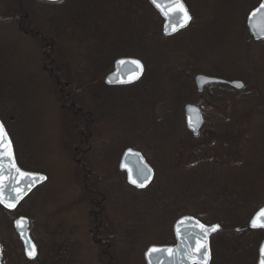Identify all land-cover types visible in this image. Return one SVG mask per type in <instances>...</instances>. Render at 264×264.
Returning <instances> with one entry per match:
<instances>
[{
    "label": "rangeland",
    "instance_id": "1",
    "mask_svg": "<svg viewBox=\"0 0 264 264\" xmlns=\"http://www.w3.org/2000/svg\"><path fill=\"white\" fill-rule=\"evenodd\" d=\"M208 1L206 2V10H204V27L202 31H189L175 37L173 41H168V44H170L168 46L172 49V52H168L169 49L164 48L166 50L165 60L156 55L157 53L152 44L146 45L148 46L147 49H149L146 52L147 56L145 53L142 55V52L137 55L144 59L147 71L142 81L145 82L147 79L146 75L151 74L149 75L152 78L149 82L152 83L151 85L134 86V88L123 86V89H110L105 81L112 71L101 77L100 80L102 82H95L94 77H92L93 86L90 88L89 84L80 86L82 79L77 76L76 69L78 70L81 66L80 61L87 59L92 48L96 49L95 52L102 47H105L102 48L105 50L109 48L110 53L115 52L118 49L117 47L129 49L131 46L127 45L131 35L137 37V43L143 40L141 36L133 35L137 33L131 25L127 24L128 21L123 20L119 13H115L116 18L106 19V17H103L105 20L100 23V27L96 25L95 20L100 17L96 9L101 6L102 10L106 6L112 9V4L109 5L107 0H66V2L64 1L65 3L54 4V6L63 5L50 11L36 6L34 3L37 1L35 0H0V82L5 80L10 86L9 89L13 93L12 107L16 106L21 113L19 123L14 116L8 121V125L14 131V134L18 135L16 146L22 164L29 169L45 172L48 176V182L31 195V202L26 206V209L30 211L29 217L32 221L31 237H33L41 250L40 261H47V257L54 256L57 251V246L54 245L66 241V235H59V232H61L60 226L65 218L63 211H65L67 213L65 220L70 225V228H66V230L68 232L74 230V233L71 234L72 242H68L70 239L67 242L72 244L77 242L73 245L84 247L80 254L81 263L76 259L77 262L75 261L74 264H103L105 262L102 257L97 256L94 246L90 244L92 239L90 233L96 225L91 213L94 210L91 203V193H93V188H95L91 182L93 179L89 177L87 182L82 181L81 178L85 177V174L81 172L84 165L79 164L78 160H74L76 155L75 148L82 146L80 141L87 144L84 146L85 151L89 149L90 142L85 136L87 134V137L90 138L89 132L92 127L89 129L85 126L87 129L82 131L86 133L84 136L85 140H82L81 132L78 133L75 129L73 130L69 123H64L63 119L67 114L69 118L71 114L74 121L77 120V117L74 113L68 112V109H63V105L70 103L72 99L68 96L69 90L64 85L61 84V86L59 84L61 82L69 84V87L71 86L70 89H72V85L74 88L82 87L84 90L87 89L86 98L88 101L86 103L88 105L86 106L92 110L95 118L102 116L96 127L99 133L97 143L98 145L113 146L114 149H112L109 158L111 162L113 161L112 154L118 151V147L128 146L132 141L136 144L142 142L150 152L149 154L153 155L154 151L159 159L160 164L155 170V188L158 186L168 187L167 189L173 194L177 191V179L188 181L189 178H196V175H200L203 178L212 177L215 180L217 178L221 180V174H224L225 171H218L219 167L215 165L213 160L218 157V152L222 156V152L218 148H213L212 154H210L209 162L211 168L209 171H203L204 166H198V159L203 157L205 153H199L198 149H194L188 154L187 150L182 149L181 145L177 144L176 128L179 131L183 130L184 126H186V121L182 128L180 118H171L169 127L165 128L166 132L157 131L153 136H149V131H147L148 129L152 130V126L149 128L150 126L146 125L145 129L140 127L141 132H139L136 128L139 127V124L133 127L131 122L134 121V111H147L148 115L146 117L154 116L157 121H163L166 116L168 117L169 110L163 109L159 103L155 107L154 113H152L149 112L150 108L138 103V98L141 97L144 100L146 98L148 100L154 98V84L155 87L159 86L166 96H175L177 86L175 85L176 78L174 74L176 73L174 71L179 67L184 72L214 73L232 80L246 78L248 81L249 74L245 68H248V65L253 60L250 59L254 58L253 53L257 49L253 45L247 44L246 34H240V28L244 23V12L233 9L230 11L224 10L226 9V4L222 7L219 0ZM75 5L76 7H74ZM71 9L72 12L67 14L66 11ZM77 12L79 13L78 15L81 14L79 17ZM74 14L78 17V21L81 19V25L79 23V27L76 28L75 18L70 17V15ZM87 16L93 20L92 27L94 28L90 27L91 33L84 29L86 27L84 22ZM74 30L78 32L79 40L74 41L73 38L67 40L66 34ZM25 32H28V34ZM103 33L107 35V41L98 38ZM99 43L105 44V46L100 47ZM110 45L112 46L110 47ZM129 54L132 55L133 52ZM94 55L98 56L97 53ZM257 56L256 60L264 61V49L258 48ZM159 59L163 62L159 63ZM169 64L177 67L170 68ZM179 74L182 73L180 72ZM2 90L4 95L9 97L8 87ZM90 91H92V95ZM89 95H91L90 98H88ZM65 96L69 97L68 100ZM192 98L193 96L189 95L188 100L190 102H187L188 104L204 103L200 101V97H197V99ZM97 103L100 106L95 110ZM12 104L10 103L9 105ZM236 106L231 104L229 100L228 102L226 101V104H222L216 99L209 97L206 108L208 114L211 111L213 112V116L209 114L210 120L208 119V123L205 124L203 134L206 131L212 134L211 132H216L217 129L219 131L221 128L223 132L225 120L219 119V114L227 117H229V113L232 114L233 118L231 117V121L238 118V122L241 121L240 125H246L242 128L248 129L244 130L242 134L240 133V136L244 135L243 139L252 137L253 140H257V145L252 147L249 155L258 153L260 154V159L259 161L248 159V166H246V170L251 174L256 173L259 166H264V116L254 117L250 114V110L246 111L247 113L245 114V109ZM237 110L240 111L238 112L240 115L237 114ZM211 118H215L213 122ZM92 119L94 120V117ZM90 120L89 117L86 124H90ZM185 128L187 129V127ZM158 129L162 130L161 128ZM203 134L199 139L200 141L194 142V145H198L205 139ZM212 135L214 136V134ZM179 142H181L180 139ZM254 147H256V150H253ZM177 154H182L181 157H186L188 161L185 162L188 164L187 171L179 170L178 166L171 165L172 159ZM86 155L88 159L92 153L87 151ZM224 158H227L226 154ZM92 161L100 163L97 157L93 158ZM113 162H115V159ZM86 164H88V160ZM99 165L97 171H99L100 175H105L104 177L107 180L113 177L111 172L106 171L104 165ZM90 170L87 165V171ZM79 173L82 177L78 175ZM103 180L101 179V181ZM255 180L256 178L250 183L249 188L255 185L256 191L261 194L262 185ZM196 183L198 191L195 190L194 199L191 198L192 196H187L190 208L195 207L197 214L207 219H210L215 214L224 212L223 200L218 202L212 198V195L209 197L205 196L203 191L205 189L206 192L219 197L221 190L214 189V187L209 188L207 181L203 184ZM103 185L104 183L101 187ZM219 186L223 187V183L219 182ZM101 187L99 186L98 189H101ZM242 190L239 180L236 179L231 194L239 197ZM126 191H128L127 203L129 205L128 212L131 213L130 218L134 220L132 222L138 221L140 224H135L137 227H134L136 228V233L139 234L134 235L136 238L141 236L150 237L149 234L151 232H155L156 237L159 239L168 235V232L171 234L174 222L172 220L170 222V218L163 216L161 213L156 216L153 213V208L146 206L145 196L137 192L139 190L128 189ZM217 191L219 193H215ZM227 192V198H229L231 196L229 195V189ZM201 195H204V198L200 199ZM111 199L108 200V220L113 222L126 220V211H122L124 207L122 209L119 201L121 197L112 196ZM201 201L204 202L199 206ZM247 210L243 208L240 212H235L234 215L237 214V218L243 220L248 217ZM228 215L230 214L228 213ZM6 219L5 216H0V242L5 244L4 264H26L24 247L17 237L12 222ZM132 226L134 225L132 224ZM131 231V229H128L126 235ZM145 246H143L142 251L139 250L136 253L133 251L129 255V264H132L130 263L131 260L135 264L145 263L144 251L150 245ZM58 252H62V249ZM237 253L240 258L242 256L246 257L245 261L240 260V264H247L249 255L243 251V246L241 251L237 250ZM239 255L235 254L233 257H238ZM217 257L216 264H229L233 261L230 260L232 258L231 254L223 248L217 252ZM248 262L255 264L254 260H249Z\"/></svg>",
    "mask_w": 264,
    "mask_h": 264
},
{
    "label": "trees",
    "instance_id": "2",
    "mask_svg": "<svg viewBox=\"0 0 264 264\" xmlns=\"http://www.w3.org/2000/svg\"><path fill=\"white\" fill-rule=\"evenodd\" d=\"M32 2V1H31ZM34 2V1H33ZM84 2V1H82ZM79 3V2H78ZM36 6L41 7L43 10H50L52 11V9L57 8L62 6L58 5V6H54V5H41L40 3L38 4L37 2L34 3ZM76 7V5L74 6ZM99 7V6H97ZM104 10H102V6L97 8L96 10L98 11L99 15V19L95 20L96 25H98L100 27V23L103 22L105 19H103V17L107 18H111L110 15V7L106 6V8H103ZM55 10V9H54ZM72 12V9L70 11H66V13H70ZM79 13L77 12V16L79 17L80 15H78ZM76 16V14L74 15H70L71 18H75L76 21V27H79V23L81 25V19L80 21H78V17H74ZM92 19L91 17L87 16V19H85L84 24L86 25V27H84V29L86 31H89L88 33H91L90 27L93 26L92 24ZM94 27H92L93 29ZM96 34V33H95ZM67 40L72 39L74 41L79 40V35L78 32H76L75 30L73 32H68L67 34ZM107 35H105V33L101 34L98 36V38L100 40L103 41H107ZM143 38V40H141L140 42L137 43L136 41V36H132L131 38L128 39V45L127 46H131L129 49L125 48L122 49V47H117L118 49L116 50L115 48V52H110L109 53V48L108 50L102 49L105 46L102 45V43H99V46L102 47L100 49H97V52L95 48H92V51H89V55L87 56V59H84L82 61H80L81 66L78 68V70L76 69V73L77 76L81 77L82 82L80 83V86H84L86 84H89L90 88L93 86V83L91 80L95 79V82L97 81H101V77L105 76L107 73H109L110 71H113V66L114 63L120 59V58H136V59H140L141 61H143L144 59L140 56H137L140 54L141 51H143V49H141L142 46H145V48L147 49L148 46H146L147 44H154L155 41V36L154 35H150L147 33L141 34L139 35ZM81 40V39H80ZM82 41V40H81ZM123 45V44H121ZM136 45V46H135ZM112 45H110L111 47ZM125 46V45H123ZM115 47V46H113ZM107 48V47H106ZM125 51L123 53V51ZM133 52V54H135L133 56L130 55L129 53ZM145 53L148 51H144ZM98 56H95L94 54H96ZM94 55V57H93ZM144 62V61H143ZM65 69H67L65 67ZM64 69V70H65ZM71 70V68H70ZM91 76V77H90ZM147 79H146V83L144 82V86H148L151 85L152 83H149V76L146 75ZM59 77V76H58ZM92 77H94L92 79ZM176 77V86H177V93L175 94V96H166V94L164 92L161 91V88L159 87H155L154 88V98H152L151 100H148V98H146V100H144L141 97H137L138 98V103L140 105H145V107L150 108L149 112L154 113L155 107L158 106V103L163 107V109H167L169 110V115L168 117L166 116V118L163 119V121H157L155 120L154 116L151 117H146V115H148L147 111H141V112H136L134 111V121H131L133 123V127H136L137 124H139V127H136L139 132H141V128L146 127V125L150 126L149 128H151V126L153 127L152 130L148 129V135H152L156 134L157 131H161V132H166L165 128L169 127V124L171 122V118L174 119L176 117L180 118L181 120V126L183 128V126L185 125V116H184V111H185V106L186 104H188L187 102H190L188 100L189 95L193 96L194 99H197L198 96L194 95V93L191 91V86L193 81L190 80V77L184 73L182 74H175ZM90 80V81H89ZM86 82V83H84ZM102 82V81H101ZM62 85H64L66 87V85L69 84H64L62 83ZM61 85V86H62ZM139 86V85H136ZM153 86V85H152ZM6 87H8V91H9V97H6L4 95V92L2 89H5ZM9 85L7 84V82L4 80L2 82H0V119L2 120V122L4 123V125H6L7 127L8 125V121L13 118L15 116V118H17L18 123L20 122L21 119V113L18 111L17 107L13 106L12 101H13V93H11L10 89H9ZM71 87V86H70ZM69 86H67L66 88L69 90L70 93H68V96L71 97V104H76L73 110L68 109V112H72L75 113L76 112V117L77 120H73L71 114H70V119L68 117V114L66 116H64V123L67 124L69 123L70 127L75 131H77L78 133H80L81 131L86 130L85 126L87 121L89 120V117L92 113V115L94 114L92 112V110H90L89 107H87L86 105H88L86 102L88 101V99L86 98L87 95V89L84 90L82 89V87H77L74 88L72 85V89H70ZM132 88H134L133 86H130ZM131 89V88H130ZM244 92H249L248 91H244ZM90 94L92 95V91H90ZM91 95L88 96V98L91 97ZM177 95V97H176ZM68 96H65V98L68 100ZM134 97V96H133ZM242 99L241 103H236V105L238 107L243 106V107H250L252 105V101L249 98V93H245L244 95H242ZM136 98V97H135ZM192 98V99H193ZM227 99H230L232 103L235 102L234 98L231 95H227ZM12 105H9V104ZM69 103V104H70ZM98 104V105H97ZM96 106L99 107L100 104L97 103ZM9 105V106H8ZM86 106V107H85ZM13 108V109H12ZM92 108V107H91ZM76 110V111H75ZM79 110H82V112L80 113V115L78 116L77 113L79 112ZM13 111V112H12ZM75 111V112H74ZM12 112V113H11ZM144 113V114H143ZM102 116H99L96 120H97V124L101 121ZM225 125L223 126L224 130L223 132H216L214 134L213 137H211L210 135H208L209 139H205L202 140L201 143H199L198 145H194V142L200 141L199 139L202 137H195L192 136L193 134H191L190 132H188V129H186L184 126V129L179 131L177 128V144L182 148L187 150L188 154L191 150L194 149H198V152H204L205 155H203V157L198 159V166H204V170L203 171H209L210 167V162H209V158H210V154H212V150L213 148H218V150H220L222 152V156L219 154L218 152V157H216L214 160L215 165H217L219 167V169H217L218 171H225L224 174H221V180H219L218 178L215 180L214 178H203L200 175H196V178H189L188 181L183 180V179H177V191H175L173 194H171V191H169L166 187H154V182L153 184L145 190H141V191H137L135 190L133 187H131L129 184L125 183V188L126 190L128 189H133L134 191L139 192L141 195L145 196V200H146V206L148 208H153L154 210V214L157 216L158 214H162L163 216H166L168 218H170V222L172 220V222H176L177 220H179L180 218L182 219V217L184 216H193L195 218H197L198 220H200L201 222L207 224V225H213V224H218L222 227L221 231L218 232L214 238L212 239V252H213V262L212 264H216L218 257H217V252H219V250L221 248L225 249V251L229 252L231 254V261L232 263L229 264H240V260L245 261L246 257L242 256L240 258V255L237 253V250L241 251L242 246H243V251L245 253H247L248 256V261L250 260H254L253 259V255L258 252V245H259V241H257L256 238H254L253 235H255L250 229H249V222L252 219L253 215L259 210L261 205H264V166H259L258 170L256 171V173H250L249 171L246 170V166H248L247 162L248 159H255L257 161H259L260 157L258 153L249 155V152H251V149L254 145H257V140H253L252 137H248L247 139H243L242 137L244 136H240V133L242 134L244 130H248V129H243L242 127L246 126L245 124H241L240 122H238V120L236 121H231V119H229V117L225 118ZM146 121V123H145ZM156 127V128H155ZM161 128L162 130L158 129ZM90 129V127H89ZM145 131V132H147ZM144 132V131H142ZM147 134V133H146ZM183 135V137H181ZM80 137V136H79ZM179 139L181 142H179ZM140 142V141H138ZM126 149H134L136 151H139L143 154V156L145 157V159L148 161V163L153 167L152 169L157 170L158 164L159 163V159L157 157V153L153 151V155H150L149 151L146 149V147L144 146V144L141 143H135L134 141H132V143L128 146H120L117 150V152L115 153V165L118 168V160L120 159L121 155L126 151ZM155 149V148H154ZM253 150H256V147L253 148ZM100 153H103L100 151ZM225 154L227 155V158L225 157ZM17 155V160H18V165H20V167L24 170L27 171H32V172H38V173H43L45 174V172L42 171H38L35 169H29L27 167H25V165L22 164L18 153ZM182 154L180 155H176L172 161H171V165L172 166H178L179 170H186L188 169V164H186L185 162H188L186 160V157L183 156L181 157ZM237 161H235V159ZM114 159V157H113ZM240 163V164H239ZM156 168V169H155ZM177 170V169H176ZM177 170V171H179ZM226 175V176H225ZM200 177V178H199ZM256 178V182H260L262 185V190H261V194H258V192L256 191V186L254 185L252 188H249L250 183L253 182V180ZM236 179L239 180L240 182V187L242 186L243 190L242 193L239 194L240 196L238 197V195H232L231 192L233 191V187H234V181H236ZM205 181L208 182V186L210 187H214V189L216 188L217 190H221V193H219V191L215 192V193H219V197L217 195H213L210 192H206L205 189H203V191L205 192V196L209 197L212 195V198L214 200H217L218 202L223 200V211L220 214H215L213 215V217H211L210 219L201 217L200 215L197 214V212L195 211L196 208L192 207L190 208V202L187 199V196H192L191 198L195 197V190L198 191V187H197V183H204ZM219 182L223 183V187L219 186ZM116 186V185H113ZM113 186L110 184L108 185L106 188H101L98 189L97 192V197L98 198V202L101 201V199L103 197H106L108 200H112L111 197L113 195V193L115 192V188H113ZM206 186V185H204ZM117 188V186H116ZM105 189L107 191H105ZM119 189L122 190V185H119ZM229 189L230 194L231 195L229 198H227L228 196V192L227 190ZM241 191V190H240ZM128 192V191H127ZM91 199H95L94 195L91 196ZM121 197V196H120ZM32 198V196L27 199L26 201H24L22 203V205L16 210L13 211L11 213V211H7L6 208L4 209L3 207L0 206V213L1 215L5 216L9 222H12L13 219L16 216H27L29 217L30 215V211L26 209V206L29 204L30 199ZM204 198V195L200 196V199ZM128 199V198H127ZM127 199L124 202V209L122 207V211H126V220L127 222L130 223V227L129 229H131L132 231L129 232V238H130V245H137L138 241H141V244L143 246L145 245H156V244H168L167 241H171L172 242V238L171 236H173L172 233V229H171V234L169 233V235H166L167 238H157L155 235V232H151V234H149L150 237L148 236H141V238L136 239V237L134 235H139L138 233H136V228L137 227L135 224H139L138 221L136 222H132L134 220H132V218H130V212H128L129 210V205L127 203ZM194 199V198H193ZM123 197H121L120 204L122 205V201ZM129 201V200H128ZM96 202V203H98ZM204 201H201L199 203V206L202 205ZM196 206V205H195ZM145 208V206H144ZM245 208L247 210L248 213V217L240 220L242 222V224L240 226H228V223H230V221H237L239 220L237 217V214L234 215L235 212H240L241 209ZM146 210V209H145ZM150 210V209H149ZM148 211V209H147ZM228 213L230 215H228ZM30 218V217H29ZM6 219V220H7ZM174 223L172 224V227L174 225ZM132 224L134 226H132ZM231 224V223H230ZM155 237H154V236ZM169 237V238H168ZM161 242H158V241ZM72 242V241H70ZM2 246H4L5 248V244L2 242L1 243ZM73 244H75L73 242ZM72 243H65V246L60 245V249H62V252H58V244H55L54 246H57V251L55 252L56 254L54 256H49L47 257V261H40L39 257H37V259L33 262H29V261H25L26 264H74L76 259H72L69 258L67 255H69V252H75L77 250L76 245H73ZM221 248H220V246ZM245 245V247H244ZM143 250V248H142ZM141 250V251H142ZM77 252V251H76ZM41 254V250L39 253V256ZM235 254L239 255L238 257H233L235 256ZM4 258V257H3ZM2 258V259H3ZM239 259V261H238ZM49 260V261H48ZM130 260V258L128 259ZM79 261V260H78ZM230 261V262H231ZM246 262L247 264H250L249 262ZM77 262V261H76ZM131 262H134L133 260H131ZM79 263H81L79 261ZM142 264H144L142 262ZM221 264V263H219Z\"/></svg>",
    "mask_w": 264,
    "mask_h": 264
},
{
    "label": "flooded vegetation",
    "instance_id": "3",
    "mask_svg": "<svg viewBox=\"0 0 264 264\" xmlns=\"http://www.w3.org/2000/svg\"><path fill=\"white\" fill-rule=\"evenodd\" d=\"M107 1L109 2V5L112 4V6H113V8H112L113 10L111 8L109 10V12H110L109 16H111V18H116L115 13H119V15H121L123 20L126 22L128 21L127 24L129 26L131 25V27H133V30L137 33V34H133V35H141V34L147 33V34L155 36V41L153 44L154 50L157 53L156 55L163 60L166 57L165 56L166 50H164V48L169 49L168 52H172V49L168 46V45H170V44H168V41H170V40L173 41V39L175 37H177L179 35H183L189 31H192V32L202 31V29L204 27V22H203L204 12H205L204 10H206V2L208 0H182V2H184V4L186 5V7H187V9L191 15V23L189 24V26L186 29H184L183 31H180L177 34L172 35V36H166L164 34L165 20H164L162 14L153 6L152 3H150L151 0H107ZM219 1H220V4L222 7L225 6V4H226V9H224V10L230 11L233 9L235 11L239 10L241 12H244V15H245L244 23L242 24V26L240 28V30H241L240 34H246V37H247L246 40L248 41V43H247L248 45H253L257 50H258V48L264 49V48H260V47H264V40L254 39L252 37L250 31H249L248 26H247V21H248L250 14L254 11H257L260 8V6L264 0H219ZM65 2H66V0H65ZM152 17H154V19H152ZM26 18H28V17H26ZM25 33L28 34V32H25ZM141 49H143V51H141L142 55H144V53H145L144 51L149 50V49H146L145 46H142ZM257 50H255L253 53L254 58L250 59V60H252V59L253 60L250 62L249 65L247 64L248 68H245L249 74L248 81L246 78H241L239 80V81L244 82V84H245V87L243 90H236L233 87H231L229 84H227V82H233V81L237 82V80L228 79L223 75H216L214 73L209 74V73L198 72V71H192V72L185 71L184 72L180 67L177 68L176 71H174L176 74L181 72V73L188 75L190 77V80L193 81L192 86H191V91L194 93V95L200 97V101L204 102V103H202V102L197 101L198 103L197 104L195 103V105H197L201 108L205 124L208 123V121L210 120L209 114H211L213 116V112L211 111L208 114V110L206 108L209 97H212V99H216L218 102H221L222 104H226V101L228 102V100H229L231 104H235V106H236V103H241L238 101H241V99L243 98L242 95H244L245 93H249V98L251 100H253L252 105L250 107H239V108L245 109L244 110L245 114L247 113L246 111L250 110L249 111L250 114L254 117L264 116V61L263 60L262 61L256 60L258 56L260 57V55L257 56ZM145 55H146V53H145ZM120 59H118V60H120ZM134 59H136V58H134ZM161 59H159V63L163 62V61H161ZM116 62L114 63V66H115ZM144 66H145V63H144ZM169 67L171 68V67H177V66H174L173 64L172 65L169 64ZM114 70H115V67L113 68L112 73L114 72ZM150 73H151V70H150ZM194 74H196V75H194ZM205 74H206V76L225 80L226 83L225 84H217V83L212 84V85H209L208 87H206L203 91H199V89L197 88L196 79L198 76L205 75ZM149 75H151V74H149ZM151 79L152 78L149 76V82L151 81ZM145 82H147V81L145 80ZM59 84L61 85L62 82ZM136 85L144 86L145 84L143 81L142 82L140 81L139 83L134 84V86H136ZM67 86H69V85H66V87ZM154 86H155V84H154ZM156 87H159V86H156ZM109 88L110 89H113V88L114 89H116V88L117 89L118 88L123 89V86H109ZM248 90H249V92H244V91H248ZM227 95H231L234 98L235 102L232 103L230 99H227ZM107 104H108V100H107ZM74 107H75L74 104H69V103L63 105L64 110H67V109L73 110ZM236 107H238V106H236ZM97 108L98 107L95 106L94 109L96 110ZM81 112H82V110H79L77 115L79 116ZM230 112H231V110H230ZM238 112H240V111L237 110V114H239ZM74 114L76 115V112ZM93 117H94V120L92 119ZM226 117L227 116L222 115V114L221 115L219 114V116H218L219 119H223V120H226L225 119ZM231 117L233 118L232 114L229 113V119H231ZM90 119H91L90 124H86V126L88 128L89 127L90 128L92 127V129L94 128L93 130L90 129L91 130L89 132L90 138L87 137V134L85 132L81 131V139L82 140L84 139L85 134H86L85 138L89 139L88 140L90 142L89 149L85 151L84 146L87 144L84 143L83 141H80L81 142L80 144L82 146L75 148L76 155L74 157L75 161L78 160L77 162L79 164L84 165L83 171L81 170V172L85 174V177H82L80 173L78 174L80 177H82L81 180L84 182L85 181L87 182L88 178L91 177L93 179L91 182L93 183V185L95 187V188H93V193H91V196L94 195V197H95V199H91L92 200L91 203L93 204V207H94V210L91 213L93 215L94 224H96V225H95V228L90 233L92 235V239L90 241V244L94 246V249H95L97 256L102 257L103 260H105V262L103 264H129V262H128V259L130 258L129 255H131V253H133V251H135V253H136V251L142 250L143 245L141 244V241H138L137 245L131 246L129 243L130 242L129 235H126L128 233L130 223L127 222V220H120V222L119 221L113 222L112 220H108V216H109L108 215L109 213H107V210L109 208L108 199L106 197H103L101 199V201L98 202V198H96L97 192H98V187L99 186L101 187V185L103 183H104V185L101 188H106L110 184L112 186L116 185L117 188H116V186H113V188H115V190H114L115 192L113 193L112 196L118 197V198H119V196L123 197V200H121V201H122V207H124L123 201H125L127 199V191L125 188V183L128 184V180H127V175L120 170V163H121L120 159H122L123 154L128 149H126V151L121 155L120 159H117L119 162L118 168H117V166L113 162L115 157H116L115 153L112 154V156L114 157L113 161L111 162L109 160L112 149H114L113 146L104 145V144L98 145L97 142L99 140L98 139L99 133L97 130L98 128H96L98 125L97 120H96L97 118H95L94 114L92 115V113H91ZM211 119H213L212 120V122H213L215 118H211ZM236 120H234V121H236ZM185 121H186V117H185ZM205 124H203L204 127L197 136L194 135L189 130H188V132L193 134L192 136H195L198 138V137L202 136L203 130L205 129V126H206ZM218 126L221 127V125H219V124H218ZM5 128H6L8 134L11 138V141H12V144L14 147V151H15V155H16L17 154V146H16L17 142H16V140H17L18 135H16V133L14 134V131H12L9 126L7 127L5 125ZM187 129H188V127H187ZM221 131H222V128L219 131H218V129L216 130V132H218V133ZM216 132H211V133L215 134ZM209 133L210 132L206 131L203 134L205 139L208 138V135L213 136L212 134H209ZM113 141H115V140H113ZM87 151L89 153H92L91 157L88 159H87L88 156L86 155ZM100 151L103 153H100ZM16 157H17V155H16ZM95 157H97V160H99L100 163L99 162L94 163L92 161V159ZM117 157H118V155H117ZM87 160H88V164H86ZM235 161H237V160L235 159ZM90 162H91V164H89ZM99 164L104 165L106 171L111 172L113 177L112 178L110 177V179L107 180V178L104 177L105 175L104 176L100 175L99 171H97L99 169V166H100ZM87 165L91 169L90 171H87ZM107 174H108V172H107ZM101 179H104V180L101 181ZM81 180H79V181L82 183ZM120 184L122 185V190L119 189ZM83 185L86 186L85 184H83ZM105 191H107V190L105 189ZM96 202H98V203H96ZM263 207H264V205H261L259 210H261ZM255 214L253 215V217L255 216ZM63 215H65V218L67 217V213L65 211H63ZM0 216H1V213H0ZM253 217H252V219H253ZM17 218H19V216H16L12 221L13 227H14V222ZM65 218H64L63 224H61V226H60L61 232H59V235H61V236L66 235V241H63L62 243H59V244L57 243L58 249H60V247H59L60 245L65 246V243L67 242V240L70 239V241H72V239H73L71 237L72 236L71 234L74 233V230H72L70 232H68L66 230V228H70V225L65 220ZM252 219L250 220L248 226H249V229L255 234V235H253L254 238H256L257 241H259L258 252L256 253V255L254 254L252 257L255 261V264H259V262H260V249H261L262 244L264 243V230L255 229V228L253 229L250 226ZM177 221L174 223V225L172 227L173 229H174V226L177 223ZM230 223H228V226H233V227L234 226H240L242 224L240 219L237 221H230ZM202 224H205V223L202 222ZM0 225H1V222H0ZM138 225H140V224H138ZM205 225H207V224H205ZM213 225H218V224H213ZM207 226H211V225H207ZM173 229H172L173 236H171L172 242L167 241L168 244H162V245L156 244V245L148 246L146 251H148L151 247H154V246L172 247V248L174 246H176L177 245V242L175 240L176 236H175V232ZM221 229H222V227H221ZM168 235H169V232H168ZM139 238H141V237H139ZM163 238H167V236H165ZM213 238L214 237H212V239ZM136 239H138V238H136ZM70 241H68V242H70ZM74 243L76 244L77 242H74ZM36 245L38 248V257H39L40 247H38L39 245L37 243H36ZM0 246L2 248V258H3L4 257V247L2 246L1 242H0ZM83 249H84V247L78 246L77 250H76L77 252L76 251L75 252H69L68 251L69 255H67V256L69 258L77 259L80 261V259H81L80 254L83 251ZM211 250H212V240H211ZM146 251H144L145 252L144 253V260H145ZM211 259H212V261H211V264H212L213 252H212V258ZM35 260H29L28 259L27 261L33 262ZM2 263L4 264L3 259H2ZM130 263L135 264L133 262H130ZM144 264H147V263L145 262Z\"/></svg>",
    "mask_w": 264,
    "mask_h": 264
},
{
    "label": "water",
    "instance_id": "4",
    "mask_svg": "<svg viewBox=\"0 0 264 264\" xmlns=\"http://www.w3.org/2000/svg\"><path fill=\"white\" fill-rule=\"evenodd\" d=\"M41 4H59L64 2L65 0H35ZM152 0H151V2ZM158 3L161 5L157 7L156 4L153 6L162 14L165 20V30L164 34L166 36H172L177 34L180 31L186 29L191 23V19H186L182 12L178 10L169 11V4L167 0H158ZM185 9L187 10L188 16L191 17L186 5L183 2ZM164 9V10H162ZM247 26L252 37L256 40H264V1L261 4L260 8L257 11H254L250 14ZM124 61V63H121ZM132 61H138L141 67H137L136 64H133ZM115 70L108 77H106V85L107 86H134V84L139 83L145 76L146 67L141 60L134 58H123L116 62ZM225 84L226 81L210 76L200 75L196 79L197 88L199 91H203L206 87L212 84ZM231 87L236 90H243L245 87L244 82L237 80L233 82H227ZM186 115V125L188 130L191 131L194 135H198L205 124L204 117L202 114V110L199 106L193 104H187L185 108ZM0 125H3V129L7 134L6 139L11 140L5 125L0 119ZM12 144V141H11ZM12 149L14 151V147L12 144ZM15 154V151H14ZM120 163V170L127 175V180L130 186L134 187L137 190H145L148 189L154 182V178L156 176L154 169H152L151 165L147 162L142 153L128 149ZM15 161L18 165V161L15 155ZM18 167L24 172L31 173L36 178V182L32 183L30 180H22L21 182H17L14 178L16 174L14 172H10L7 165L5 166L6 178L4 180V184L7 185L5 194L2 197L3 202H0V205L8 211L17 210L20 205L26 201L38 188L46 184L48 177L44 174L37 172H30L22 169L19 165ZM135 180L134 184L132 181ZM31 183V187L28 185ZM143 185L142 187L140 185ZM13 188H19L22 190V193H14ZM22 198L17 200V195H21ZM11 197V201L9 200ZM14 202V207L7 206L9 203ZM264 210V207L261 209ZM259 210L251 221V227L254 229L264 228L253 227V222L256 220L259 223V220L256 219L258 214L261 212ZM264 219V217H262ZM197 224H202L197 218L191 216H184L182 219H179L174 226V232L176 236L177 245L172 247H151L145 254V262L147 264H211L212 261V250H211V240L214 235H216L221 227L219 225H211L205 226L207 230V236L205 237L201 229L197 226ZM214 226L216 227L215 231H211ZM14 229L17 233V237H19L21 243L24 247L25 256L29 260H35L38 257V248L33 238L31 237V222L27 216H21L17 218L14 222ZM179 229V234L177 230ZM201 245H205V248H201ZM34 246L35 254L34 256H30L29 250H31ZM153 248L161 249L158 253H151ZM171 249V252L167 250ZM206 251L207 255H203V252ZM2 248L0 246V264L2 263ZM264 261V243L260 249V262L262 264Z\"/></svg>",
    "mask_w": 264,
    "mask_h": 264
},
{
    "label": "snow or ice",
    "instance_id": "5",
    "mask_svg": "<svg viewBox=\"0 0 264 264\" xmlns=\"http://www.w3.org/2000/svg\"><path fill=\"white\" fill-rule=\"evenodd\" d=\"M153 4H156L157 7H160L161 5L158 3V0H152ZM167 3L169 4V11L172 10H178L179 12H182L185 16L186 19H191L190 16H188L187 10L185 9L182 0H167ZM164 10V9H162ZM121 63H124V61H121ZM133 64H136L137 67H141V65L139 64L138 61H132ZM7 134L5 133L4 129H3V125H0V202H3L2 197L5 194V190L7 185L4 184V180L6 178V172H5V166L7 165L8 169L10 170V172H14L16 174V176L14 177L17 182H21L22 180H30L32 183L36 182V178L33 176V174L31 173H27L24 172L23 170H21L18 165L16 164L15 161V155H14V151L12 149V144H11V140L6 139ZM134 184L136 183L135 180L132 181ZM29 187H31V183L28 185ZM141 187L143 186L142 184L140 185ZM13 192L14 193H22V190L19 188H13ZM22 198V194L21 195H17V200ZM9 200L11 201V197H9ZM7 206L9 207H14L15 204L14 202L9 203ZM262 217H264V210H261V212L258 214L257 218L259 220V223L256 222V220H254L253 222V227H260V228H264V219H262ZM197 226L201 229V231L203 232L204 236H207V230L205 229V226L203 224H197ZM216 227L218 226H214L211 231H215ZM178 234H179V229L177 230ZM205 245H201V248H205ZM160 251H163L161 249H157V248H153L151 250V253H158ZM168 252H171V249L167 250ZM30 256H34L35 251H34V246L31 250H29L28 253ZM203 255H207V252L204 251ZM262 264H264V261H262Z\"/></svg>",
    "mask_w": 264,
    "mask_h": 264
}]
</instances>
